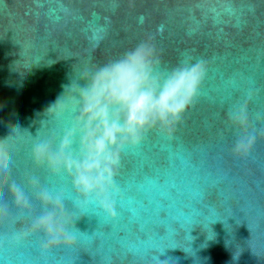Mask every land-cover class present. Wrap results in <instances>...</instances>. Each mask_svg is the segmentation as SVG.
I'll return each instance as SVG.
<instances>
[{
  "label": "water",
  "instance_id": "water-1",
  "mask_svg": "<svg viewBox=\"0 0 264 264\" xmlns=\"http://www.w3.org/2000/svg\"><path fill=\"white\" fill-rule=\"evenodd\" d=\"M149 34L166 65L185 54L207 75L177 123L125 149L117 216L73 215L70 178L32 155L61 127L44 110L85 66ZM245 132L255 143L239 156ZM0 145L31 202L18 210L0 185V264H264V0H0ZM41 188L62 193L72 245L42 251L29 234Z\"/></svg>",
  "mask_w": 264,
  "mask_h": 264
},
{
  "label": "clouds",
  "instance_id": "clouds-1",
  "mask_svg": "<svg viewBox=\"0 0 264 264\" xmlns=\"http://www.w3.org/2000/svg\"><path fill=\"white\" fill-rule=\"evenodd\" d=\"M207 72L204 59L185 54L175 65H166L155 36L149 34L118 56L85 66L63 85L61 94L44 110L61 123L59 132L35 138L31 151L49 171L70 178L78 195L73 215L87 211L101 219L117 216L115 178L125 149L139 145L147 131L169 130L177 123L196 99ZM232 121L246 126L241 113H234ZM254 143L255 135L245 132L232 152L247 156ZM0 185L8 186L18 210H31V202L10 182L3 164ZM38 198L43 210L33 216L29 234L43 235L42 251L72 245L76 237L68 229L62 193L41 188ZM7 211L0 205V217Z\"/></svg>",
  "mask_w": 264,
  "mask_h": 264
}]
</instances>
